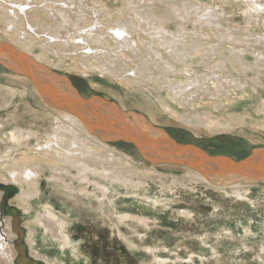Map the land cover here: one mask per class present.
Here are the masks:
<instances>
[{
  "label": "rangeland",
  "instance_id": "1",
  "mask_svg": "<svg viewBox=\"0 0 264 264\" xmlns=\"http://www.w3.org/2000/svg\"><path fill=\"white\" fill-rule=\"evenodd\" d=\"M9 1L12 0H0L7 7H10ZM73 1L83 4L88 15L100 12V21H105L102 25L107 22L115 26L114 21H120L126 29L129 27L130 41L121 49L143 70L138 73V82L130 85L98 71L82 72L83 68L71 58L65 59L63 46L45 47L53 54L50 57L56 59L57 53L64 63L56 61L60 66H50L36 58L37 63L68 78L80 97L85 100L99 97L114 103L123 112L143 117L178 144L193 145L208 156L240 161L256 148L264 147L261 137L257 139L259 134H264V112L259 111L264 100V10L254 5L256 2L264 7V0H96L102 3L100 5H93L95 0ZM40 2L36 0L33 8L42 10L44 2ZM101 5L113 14L111 18L106 17L108 21L104 18L107 9L104 13ZM78 8L71 6L76 13ZM142 10H146L145 13ZM185 10L191 11V15L185 14ZM44 12L45 9L43 15ZM205 13L212 16L209 21L201 17ZM107 23L104 31L112 34L106 29ZM49 25L55 28L57 23L52 21ZM99 26L97 29L102 28ZM14 28L9 32L10 27L0 19V42L28 55L18 44ZM153 28L167 32V41L180 42L179 49L184 46L192 56L185 57L167 45L161 47V41H153L156 38ZM61 33L64 38L65 32ZM38 43L36 48L44 46V42L38 40ZM71 56L74 55L71 53ZM129 74L132 75V71ZM19 78L24 77L0 65V104L6 100L8 103L0 106V217L9 224L14 236L15 264H45L31 255L27 235L37 215L47 211L63 222L71 245L60 250L41 226H36L33 248L57 264H264V181L245 187L240 195L230 190L224 192L192 179L183 173L185 167L170 170L162 169V165H176L150 164L132 144L123 141L106 143L116 153L132 156L130 162L138 167L142 184L131 187L107 183L109 190L102 195V191L95 190L91 184L79 186L72 179L74 171L59 182L53 175L60 177V172L48 167L49 170L45 168L36 179L38 194L29 201L27 210L19 199L21 190L27 186L10 180L8 168L4 167L5 161L22 165L26 159L18 152L11 154L13 158L6 157L10 144L5 143L4 136L16 126L33 130L40 127L41 132L49 120L48 116L40 118L37 111L41 108L28 88L24 97L20 95L24 84ZM5 87L14 88L15 96L2 95ZM181 93H190L184 103ZM141 97L156 108L153 118L152 112L136 105L135 101ZM164 104L169 106L167 110L161 108ZM16 115L20 116L17 123L13 120ZM202 117L229 120L233 125L220 131L204 125H188L187 120ZM3 176L7 177L6 183ZM63 183L75 189H66ZM73 247L77 256L73 254Z\"/></svg>",
  "mask_w": 264,
  "mask_h": 264
},
{
  "label": "bare ground",
  "instance_id": "2",
  "mask_svg": "<svg viewBox=\"0 0 264 264\" xmlns=\"http://www.w3.org/2000/svg\"><path fill=\"white\" fill-rule=\"evenodd\" d=\"M35 1L36 0H12L8 2V5H10V7H7L6 5H3L0 2L1 21L6 23L7 27H10L9 32H12L13 30L12 28H14L15 26L14 30L17 33V37H19L17 38L18 44H20L21 45L20 47H23L25 51H28V55L30 54L34 56L32 57L34 58L33 59L34 61L39 59L40 61L43 60V62L49 63L50 66L51 65L60 66L59 63H64L63 60L59 58V55H57V53H55L57 56L56 57L57 60L54 59L53 56L50 57L52 53L50 54V52L47 51L45 47L63 46L65 48V59L71 58V60H73L74 62H76L77 65L83 68L82 72L84 73L90 70L98 71L103 75H108L112 78H119V80L123 81L126 84L132 85L138 82L137 81L138 73L143 72L142 66L139 63L131 60V57H129L127 53L123 49H121L122 47L124 48L126 45H128V42L130 41L128 39L129 33L127 30L129 27L126 29V25L124 26V24H121L120 21H114L117 23V25L115 26H111L106 22L108 24V27L106 29L112 31V34H109L108 31L107 32L104 31L105 28H103V26L106 23L102 25L105 21H103V23L100 21V19H102L101 18L102 16L99 15L100 12L99 13L94 12L96 11L95 9H93L94 16H92V15H88L87 11L82 8L81 5L83 4H76L73 0H43V1L40 0L41 2H44L42 4H44L45 8L41 6L43 7V9H45L43 15V9L40 10L38 8H33ZM97 3L99 5L102 4L101 2L95 0L93 5ZM255 4L261 7L260 9L261 11L264 10L263 4L256 2L254 3V5ZM99 5H97V7ZM71 6L79 7L77 13L76 11L71 9ZM144 8L142 7V9ZM100 9H102L103 11L104 9L107 8L101 5ZM148 9H150V7ZM71 13L72 14L76 13V14H74L73 17L71 16ZM184 13L187 14L188 16L191 15V11L185 10ZM200 13L202 12L200 11ZM104 15H105L104 18L106 17L111 18L113 16L112 12L109 9H107ZM201 17L205 21H209L210 18H212V16L206 13L202 14ZM105 20H107V18ZM143 20L145 21L146 19ZM52 21L57 23V26L55 28H52L49 25V22ZM209 24H214V22H209ZM98 25H100L102 28H100L99 26L100 29H97ZM62 30L65 32L64 38L61 33ZM153 30L155 34L154 36H156L155 39L152 37L153 41L156 39H158V42L161 41L159 43L161 47L167 45L168 48L170 49L173 48L177 52H182V55L185 57L192 56L193 53L191 54V52L188 51V49L185 50L184 46H181L182 49H179L178 45L181 44L180 42L167 41L166 40L167 32L158 30V28H153ZM40 36L43 39L42 38L39 39ZM38 40L39 42L42 43L44 42V46L41 45L40 48H36L40 44L38 43ZM141 40L143 39L141 38ZM109 41H111L116 46L115 49H113L112 47L113 44L111 45V42ZM147 44L148 43H145V45ZM131 45L133 47V44ZM135 48H137V46H135ZM191 50L193 51V49ZM71 53L72 55H74L73 57L71 56ZM158 53L159 52L156 51L155 54L157 55ZM139 54L141 53L139 52ZM146 54L148 55L149 52ZM7 56L8 54L6 52L4 51L0 52V59L3 60ZM126 60H130L132 62L127 63ZM56 61H58L59 63H57ZM11 62L14 65L12 72L20 74L22 77H24V78H19L20 81H22V83L24 84L23 85L24 89L20 91V95L24 97V95L27 92L26 88H28L29 91H31L32 95L37 99L39 103L41 109L39 108L40 110L37 112L38 114L41 115L40 118L46 119L47 116L49 117V118L47 117V119L49 120L48 126L44 128L42 125L43 129L41 132L39 130L40 127L37 130H33L30 128L22 129L16 126V129H13L8 133V135L4 136L6 138L5 143L7 142L10 144L9 146L6 145L8 150L7 151L8 153H6L7 154L6 157L10 159L12 157L11 156L12 153L18 152L21 155H23L24 158L26 159L24 160V163L22 162V165H19L18 162L16 161H13V163L15 164V165L13 164L14 166L11 165V163H8V161L7 162L5 161L6 165L4 167L5 169L8 168V175L11 176L9 178L10 180L12 178L14 182L19 183L21 186L23 184L27 186L26 189L21 190L22 192L21 195L19 196V199L21 200L20 203L21 202L24 203L27 207V210L29 208V204H28L29 201H31V199L38 194L39 184L37 183L36 179L37 177H39V173L43 171L45 168L48 169V167L52 169V171H55L57 173L60 172L61 174L60 177H56L55 176L56 173H54L53 175V178L54 177L57 178L58 181L59 180L64 181V175H68L72 171H74L75 175L72 176V179L76 180L79 183V186H82L83 184H89V185L91 184L93 185L92 188L94 187L95 190L102 191V195H106L107 191L109 190V188L106 186L107 183L109 185H113L117 183L131 187L143 183L141 182V178L138 176V172H137L138 170L136 169L138 167L135 168V166L132 165L130 162L131 155H127L120 151H118L119 152L118 154L115 152V150H113V148H110V146L106 143L108 142V139L106 138L116 139V137L123 134L116 131L112 133H107L108 136H104V137L100 136V138L98 134H97L98 137L94 136L95 133L88 127L89 123L93 124L92 116L94 114L90 113L93 112V106L87 105L86 107L84 106V108L79 107V105L80 106L81 105L83 106V104L85 105V102L81 99L76 98L75 96L76 91L72 88L70 82L68 81V78L58 76L51 70L47 69L46 67H43L44 69L36 70L32 66V64H28L29 62L26 60L19 59V61H17V64H15L12 60ZM43 62L41 61V63ZM128 67H132V68L127 69ZM34 70L35 72L33 73L32 77L40 85L38 88L42 89L44 92L47 93L48 90L59 92L58 95L56 93L53 94H55V96H57L58 98L60 97V103L63 104L64 107L66 108L63 107L57 108L52 106L55 104L54 102L50 101L51 99L50 97L49 100L47 99V102H45L43 96L39 92V89L35 86L36 82L35 81L33 82L29 77H27V74L24 75L23 73H21V71L33 72ZM129 71H132V75L129 74ZM13 81H15V79ZM182 88H186V87H182ZM3 89H4L3 91L1 90L2 92H4L2 93V95L5 94L6 97L15 96L16 90L14 88L5 87ZM181 94L182 95L180 98H183L182 102L184 103V101L186 102L188 100L190 93L187 94L185 93L186 95L183 93ZM173 99L176 100V98ZM95 101H99V100L95 99ZM5 102L6 105H8L7 100ZM5 102L3 101L0 104L1 108L4 106L3 103L5 104ZM135 102L136 105L146 108L149 112H152L150 114L151 117L154 115L155 113L154 111L156 108H154L150 104L148 99L141 97V99ZM103 104L104 103L100 101L98 103V105H100L101 108H103L104 106V108L106 109L107 107L108 109L106 110H108L110 113L115 112L114 110L116 109V107L114 105L112 106L109 104H104V105ZM162 107L163 110L164 109L167 110L166 108H168L169 106L164 104L161 106V108ZM77 110L81 111V113L77 114L75 112ZM260 110L264 112V100L261 103V108L259 107V111ZM120 113L123 116L121 117L122 120L121 122L123 121L126 122L127 127H130L128 130L125 131L127 133L126 135L128 136L127 139L129 138L137 139L140 140L142 144L145 143L146 145L154 147L156 149L158 148L159 150L167 149L169 150V152H172L173 154H177L179 156L190 155V149L193 151L194 148L183 149L180 146H178L180 144L174 141L170 136L167 137L166 136L167 134H163L160 131L154 130L153 128L155 127L149 124V122L146 121L143 117L136 115L132 112H123L122 110ZM84 114H87V116ZM85 117H87L89 122ZM13 118H14L13 120L16 121L17 123V121L20 119V116L16 115ZM231 121H235V120L231 119ZM44 122L45 121H43V123ZM187 122L190 123L188 124L190 126L191 124L204 125L208 129L214 131H220L221 129L225 130L226 128L231 127L233 125L231 122H229V120H225L222 122L220 120L217 119L213 120L208 117L206 118L202 117L200 119L195 118V120L192 121L189 119L187 120ZM260 137L262 141H264V134H259V137H257V139ZM175 143L178 145H176ZM181 146L183 147V146H191V145H181ZM1 158H3V156ZM252 161L255 162V164H259L258 168L264 173V154L254 155L252 157ZM182 167L181 165H176V166L162 165V169L167 168L170 170L172 168L175 170V169H180ZM182 171L192 179H195L198 182L200 181L204 185L210 184L212 186L219 188L218 190L224 192L230 190L236 195H240L241 190L245 191L246 190L245 187L249 188L250 185H252V183L258 182V180H256L257 176L253 177L256 179H251V178L242 179L243 177L241 176H233L231 178L224 179L223 181L220 182H212L209 181L205 176H203L196 170L185 167L182 169ZM258 173H260L261 175L260 171ZM6 178H7L6 176H3L4 183H6L7 181ZM143 178L145 179V177ZM223 185L227 186V188L223 187ZM63 187L69 190L75 189V188L73 189L72 188L73 186L71 187L70 184H65V183H63ZM76 187L77 189H79L78 186ZM81 189L79 190L82 191ZM51 214L52 213H50L49 211H47V213L44 214H38L35 220L33 221L34 225L29 228L27 235V241L30 246L31 255L36 260L43 262L45 264H57V263L54 260H51L45 253L38 252L36 249L33 248L35 244V238L37 232L36 226H41L45 234H48L50 236V238L55 242V244L60 248V250L64 251L66 247L71 245L70 239L64 233L65 227L63 226V222L60 219H57L55 215L53 216ZM5 222L6 221H2L0 217V264H15L13 259L15 257V250L13 247L14 236L9 230V224ZM4 223L6 225V228H4ZM73 254L77 256V250L75 248L73 249Z\"/></svg>",
  "mask_w": 264,
  "mask_h": 264
},
{
  "label": "water",
  "instance_id": "3",
  "mask_svg": "<svg viewBox=\"0 0 264 264\" xmlns=\"http://www.w3.org/2000/svg\"><path fill=\"white\" fill-rule=\"evenodd\" d=\"M2 50L6 52L8 56L3 60L0 59V65H2L8 70L12 71V69L14 68V65L11 62V60L15 64H17V61H19V59L28 61L29 62L28 64H32V66L36 70L44 69L42 65L40 66V64H38L36 61L31 59L29 56L25 55L24 53L17 52L13 47L0 42V52H3ZM34 72L35 70L33 72L21 71V73H23L24 75L27 74V77H29L33 82L35 81L34 78L32 77ZM35 86L38 88L40 85L36 82ZM39 92L43 96L45 102H47V99L49 100L50 97L51 98L50 101L54 102L55 104L52 106L57 108H62V107L66 108L64 107L63 104L60 103V97L58 98L57 96H55V94H53L56 93L58 95L59 92L48 90L47 93L44 92L42 89H39ZM75 96L76 98L81 99L85 102V105L84 104L83 106L79 105L80 108H84V106L86 107L87 105L93 106V112H90L94 114L92 116L93 124L89 123L88 127L95 133V135L98 134L100 138V136L102 137L108 136L107 133H112L116 131L123 134L116 137V139H110V138H106V139H108L109 142L123 141L132 144L140 153L141 157H143V159L149 162L150 164L157 165V164L167 163L173 165H181L183 167L196 170L197 172H199L200 174L205 176L209 181L212 182H220L223 181L224 179L231 178L233 176H241L243 177L242 179L245 178L256 179L253 177L257 176L256 180H258V182L264 181V173L258 168L259 164H255V162L252 161V157L254 155L264 154V149H257L253 151V153L249 157L240 161H234L224 156H208L205 152H203L202 150H200L199 148L193 145L182 147L181 145L175 143L176 145L180 146L183 149L194 148L193 151L190 149V155L179 156L177 154H173L172 152H169V150L167 149L159 150L158 148L156 149L144 143L146 145L145 146L144 144H142V142H140V140L137 139H131V138L127 139L128 136L126 135L127 133L125 131L128 130L130 127H127L126 122L124 121L121 122L122 121L121 117H123L122 114L120 113L121 110L114 103L107 102L99 97H92L88 100H85L82 97H80V95H78L77 91L75 92ZM95 99L99 100L104 104H109L112 106L114 105L116 107V109L114 110L115 112L110 113L108 110H106L108 109L106 105H105L106 109L104 108V106L103 108H101L100 107L101 104L98 105L99 101H95ZM75 112L77 114L81 113V111L79 110ZM84 115L87 116V114ZM85 118L87 119V117ZM153 129L160 131L163 134H166L164 131L160 129H156V128ZM166 136L168 137V135ZM259 171L261 172V175L260 173H258Z\"/></svg>",
  "mask_w": 264,
  "mask_h": 264
},
{
  "label": "crops",
  "instance_id": "4",
  "mask_svg": "<svg viewBox=\"0 0 264 264\" xmlns=\"http://www.w3.org/2000/svg\"><path fill=\"white\" fill-rule=\"evenodd\" d=\"M262 148H264V147H262ZM262 148H256V150H257V149H262Z\"/></svg>",
  "mask_w": 264,
  "mask_h": 264
}]
</instances>
